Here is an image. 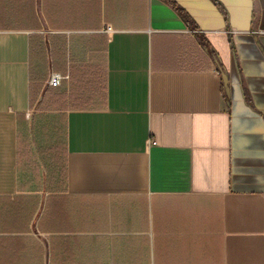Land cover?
<instances>
[{
	"label": "crops",
	"instance_id": "1",
	"mask_svg": "<svg viewBox=\"0 0 264 264\" xmlns=\"http://www.w3.org/2000/svg\"><path fill=\"white\" fill-rule=\"evenodd\" d=\"M0 264H264V0H0Z\"/></svg>",
	"mask_w": 264,
	"mask_h": 264
},
{
	"label": "built area",
	"instance_id": "2",
	"mask_svg": "<svg viewBox=\"0 0 264 264\" xmlns=\"http://www.w3.org/2000/svg\"><path fill=\"white\" fill-rule=\"evenodd\" d=\"M108 31L110 32L111 29L109 28ZM64 79L65 78L60 76V75H52L49 82H48V86L53 87V88H57V87L61 86Z\"/></svg>",
	"mask_w": 264,
	"mask_h": 264
},
{
	"label": "water",
	"instance_id": "3",
	"mask_svg": "<svg viewBox=\"0 0 264 264\" xmlns=\"http://www.w3.org/2000/svg\"><path fill=\"white\" fill-rule=\"evenodd\" d=\"M223 84L227 95L229 94L228 77L222 74Z\"/></svg>",
	"mask_w": 264,
	"mask_h": 264
},
{
	"label": "rangeland",
	"instance_id": "4",
	"mask_svg": "<svg viewBox=\"0 0 264 264\" xmlns=\"http://www.w3.org/2000/svg\"><path fill=\"white\" fill-rule=\"evenodd\" d=\"M48 86V85H47Z\"/></svg>",
	"mask_w": 264,
	"mask_h": 264
}]
</instances>
